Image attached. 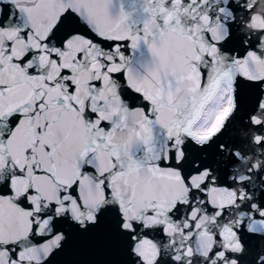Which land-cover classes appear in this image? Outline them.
<instances>
[{"label": "snow or ice", "instance_id": "snow-or-ice-1", "mask_svg": "<svg viewBox=\"0 0 264 264\" xmlns=\"http://www.w3.org/2000/svg\"><path fill=\"white\" fill-rule=\"evenodd\" d=\"M257 7L0 0V264H264Z\"/></svg>", "mask_w": 264, "mask_h": 264}, {"label": "water", "instance_id": "water-1", "mask_svg": "<svg viewBox=\"0 0 264 264\" xmlns=\"http://www.w3.org/2000/svg\"><path fill=\"white\" fill-rule=\"evenodd\" d=\"M252 2L258 3V7L256 8V15L254 16L253 22L251 24H248L247 28L251 29V28L264 27V21H261L260 19V14H264V0H252ZM226 116L227 115L225 114V117ZM223 122L224 121L222 120L221 124H223ZM224 134L225 136L235 137L239 144H245L247 143V138L251 135V130H245L242 126L236 125L233 128L226 129ZM251 148H252V145L248 144V150H251ZM250 162L255 163L256 157L253 156ZM241 167L243 168L244 166L241 165Z\"/></svg>", "mask_w": 264, "mask_h": 264}, {"label": "clouds", "instance_id": "clouds-1", "mask_svg": "<svg viewBox=\"0 0 264 264\" xmlns=\"http://www.w3.org/2000/svg\"><path fill=\"white\" fill-rule=\"evenodd\" d=\"M227 115V113H225ZM219 126V125H218Z\"/></svg>", "mask_w": 264, "mask_h": 264}]
</instances>
